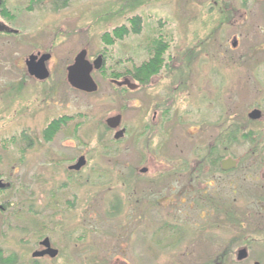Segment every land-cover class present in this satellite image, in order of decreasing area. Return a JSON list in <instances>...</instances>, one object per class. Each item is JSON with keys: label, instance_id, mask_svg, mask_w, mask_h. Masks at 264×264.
I'll list each match as a JSON object with an SVG mask.
<instances>
[{"label": "rangeland", "instance_id": "1", "mask_svg": "<svg viewBox=\"0 0 264 264\" xmlns=\"http://www.w3.org/2000/svg\"><path fill=\"white\" fill-rule=\"evenodd\" d=\"M3 1L12 18L0 15V23L16 32L0 35V180L11 184L0 191L5 255H14L16 264H113L110 260L122 253L128 264H264V201H257L264 199V4L68 0L67 7L53 11L54 0ZM134 17L141 19L139 35L112 46L103 43L105 33L128 26ZM157 43L165 46L163 66L143 86L127 72L148 61ZM82 50L89 62L98 55L104 60L106 74L92 77L98 87L93 94L75 92L66 82V69ZM37 53L51 55L45 82L26 71V59ZM110 74L128 78L137 88L112 86ZM57 87L59 94H51ZM252 110L261 112L259 120H248ZM118 114L124 116L128 137L114 142V132L103 130L105 121ZM62 116L69 118L67 124L46 141L43 131ZM147 123L153 130L142 128ZM232 127L256 142L215 147ZM212 148L237 162L217 186L219 217L201 213L205 233L174 247L162 239L155 261L138 260L136 239L121 240L117 227L126 216L111 215L115 199L124 201L118 181L125 175L124 163L150 170L154 161L162 168L169 161L192 165ZM80 156L86 167L77 181L65 183L67 166ZM100 171L114 179L95 190L92 183ZM181 175L178 184L187 176ZM159 211L152 215L153 226L183 225L182 215L172 218ZM192 223H198L196 216ZM44 238L60 252L58 258H32ZM242 249L247 257L237 261Z\"/></svg>", "mask_w": 264, "mask_h": 264}, {"label": "flooded vegetation", "instance_id": "2", "mask_svg": "<svg viewBox=\"0 0 264 264\" xmlns=\"http://www.w3.org/2000/svg\"><path fill=\"white\" fill-rule=\"evenodd\" d=\"M220 2L223 3L226 1L221 0ZM234 2L236 4H255V3L264 4V0H236ZM161 45L163 46V44ZM37 54H39L38 57H40L42 55L49 53H44V54L37 53ZM98 56H102V55H98ZM48 62H46V68L50 75V70L47 67ZM104 68L105 67H103V69L99 71L93 70L91 72V77H93L97 72H100L101 74L103 73V75L106 74ZM111 75L112 77H116L117 74H110V76ZM119 77L109 79L110 84L112 86H115L116 88L122 87L123 89H126L124 88L125 86H118L117 84L122 83L124 80H127L128 78L123 77L121 79ZM45 81H47V79L40 82H45ZM68 86L70 87L69 84ZM56 89H60V88L59 87L55 88V91L51 94L58 95L59 91H56ZM71 89L74 90L75 92H80L73 88ZM160 111L162 112V110ZM162 114H165L163 116H166L168 113L163 112ZM118 116L120 119H119V126L117 128L110 129L107 126L106 122L108 119H110L108 118L105 121L106 129L103 130L104 132H108V131L114 132L113 135L114 142L123 140L128 137V130L123 118L124 116L121 114L116 115V117ZM67 119L69 118L62 116V118L60 117L58 119H54L50 124L55 122V125L60 124L61 126L60 125L59 126L63 127L65 126V124H67L66 122L68 121ZM157 119L158 116L155 115L152 121L157 123ZM146 125L150 127L148 123L144 124L142 125V128L144 130H147ZM150 130L153 129L150 127ZM120 131L123 132L122 136L119 139H115V135L118 134ZM162 145L163 144L159 146L161 147ZM121 147L125 148L126 144L124 145L122 144ZM134 147L136 148L137 146H133L132 148ZM138 147L136 149L137 151H138ZM207 156L208 154H206V156L203 158L202 161L193 163L192 165L182 161H169L167 163L166 168L157 166V164L160 163L154 161L153 162L154 166L152 167L155 170H150L148 167L132 168L131 164L124 163L123 169L126 170L127 172L125 171L124 172L125 175L124 176L122 175V177L118 180L120 186H122V189L124 191V201L122 200V197L120 198L119 196V198L115 199L117 208L112 211L110 207V210L112 213L111 215L113 216H117L118 214H120V212L121 214L123 213L126 216L121 222L122 225L118 226L119 225L118 224L117 227H120L119 231L121 233V240L131 241L133 238L136 239L135 241V243H137L136 254L138 260L143 261L147 259L149 260V262L155 261L156 259L155 249L163 250V246L161 242L162 239L164 241L166 240L170 245H173L174 247V244L178 245L182 241H187V240L191 241L199 237L196 236L197 234L202 232L205 233L204 229H206V227L201 223L205 221L206 217L203 218L201 213H203L204 216H207L206 213L210 212L209 216H216V218L219 217L220 213H217L218 212L217 207L219 202L221 201V191L217 188V186L219 184L222 186V179H221L222 176H226L237 169V162L231 157L221 158L218 162H214L211 160L207 161L206 160ZM80 158H84V166L81 167L79 170L73 169V167L79 162ZM227 159L233 160L235 162V167L223 171L221 167L222 162ZM72 160L73 161L71 162V165L67 166L66 168L67 170L66 173L68 174V176L65 183L70 182V184H73V182H71L72 180L77 181L76 176H78L81 173V170L87 165L85 156H80L79 158L75 157ZM163 169L165 171H163ZM100 172L102 176L95 177L94 180L95 183H92L98 186L97 188H94L95 190L97 189L104 190L105 183L109 182L111 178L114 179V177H112L111 174L109 173L110 171H108V173L111 177L110 176L107 177V175H105L107 173L104 171H100ZM181 174H185V175L187 174V176L184 178L185 179L184 182L182 181L181 184H178L179 179H181L182 176ZM163 179H165L166 182L165 186L162 185ZM208 180L211 181L210 184H207ZM0 181L7 185L5 189H2L0 191H5L10 189L11 184L9 182L5 183L2 180ZM79 183L80 182L76 183L75 185H79ZM183 183L184 186H182ZM174 184L176 185L177 188L174 186ZM237 193H238V189L234 186V188L231 190L233 203L235 202V200H237ZM208 199L210 201L206 203ZM164 201H168V204L163 205L162 202ZM123 206L128 208L126 210L125 208L120 209ZM158 208H162V209H158ZM159 210H161L163 214L166 212V216L172 218L182 215L183 225H179V224L172 225V224H168V222H163L161 225L156 224V226H153L152 215L158 214L160 212ZM192 216L193 217L196 216L198 218V223L195 225L193 223L190 224V218ZM159 236H162V238L159 239ZM49 244L51 249L57 251V256L55 258H50L48 255H44L43 257H39V259L53 260L58 258L60 252L57 249H55L51 243ZM38 245L40 249L35 252H44L46 250L45 247L40 246V243ZM122 255L123 257L121 258L119 256H115L116 259L113 262L110 260V263L128 264L126 254L122 253ZM105 256L108 259L110 258L111 256L110 250L105 251ZM34 260L36 259L34 258ZM103 263H105V261H103Z\"/></svg>", "mask_w": 264, "mask_h": 264}, {"label": "water", "instance_id": "3", "mask_svg": "<svg viewBox=\"0 0 264 264\" xmlns=\"http://www.w3.org/2000/svg\"><path fill=\"white\" fill-rule=\"evenodd\" d=\"M2 0H0V8H1ZM1 33H16L15 31L9 29L7 26L0 23V34ZM37 55L29 56L25 61V67L28 75L33 77L37 81H44L48 79L49 72L46 68V62H48L51 58L49 54L42 55L38 57ZM103 57L98 56L92 63L87 60V52L86 50L80 51L76 57L72 65L68 66L66 69V81L70 85L71 88L78 90L80 92H84L87 94H93L97 91V85L93 81L91 77V72L93 70L99 71L103 67ZM118 86H125L129 90L133 91L137 88V85L131 84L129 80H124L122 83H118ZM248 120L257 121L261 118V112L259 110H252L247 115ZM119 116L110 118L107 120V126L110 129H115L119 126ZM123 132H119L115 135V139H119L122 136ZM84 166V158H80L79 162L73 167L75 170H79ZM222 170L226 171L233 167H235V162L231 159H227L222 162ZM7 187L6 184L0 181V190L5 189ZM48 238H45L40 242V246L45 247L46 250L44 252H34L32 254V258L43 257L44 255H48L50 258H55L57 256V251L50 248ZM247 251L245 249L240 250L237 253V261H242L246 259Z\"/></svg>", "mask_w": 264, "mask_h": 264}, {"label": "trees", "instance_id": "4", "mask_svg": "<svg viewBox=\"0 0 264 264\" xmlns=\"http://www.w3.org/2000/svg\"><path fill=\"white\" fill-rule=\"evenodd\" d=\"M46 0H35V3H40ZM48 1V0H47ZM5 1L2 0V10L0 15L4 18H12V15L8 13L6 10L7 8L3 5ZM53 11H58L62 8L67 7L68 0H54L53 2ZM128 26H121L119 28L114 29L111 33H105L102 36V41L106 46H112L116 41H121L124 38L130 35H139L141 31V19L139 17H134L130 19ZM0 35H7V34H0ZM165 53V46H162L160 43H157L151 50V55L148 61L143 62L138 67H133L131 70L127 72V74L131 77L132 80L135 82L140 83L141 85L145 86L149 84L150 79L152 76L159 73L162 68L163 64V55ZM119 75H116L118 78ZM60 124H56L55 122L50 124L46 130L43 131V137L46 141H51L54 138V135L58 132ZM64 125V123H63ZM26 139V138H25ZM255 143V140H251V136L241 134V130L237 127L230 128L224 135L221 137V140H218L214 145L218 147L219 143H221V147H228L238 142L242 144L244 142ZM208 156L206 160L218 162L221 158H224V154L220 152L217 148H212L208 151ZM257 201L263 203L264 199L257 198ZM0 264H16V258L14 255H5L4 250L0 247Z\"/></svg>", "mask_w": 264, "mask_h": 264}]
</instances>
